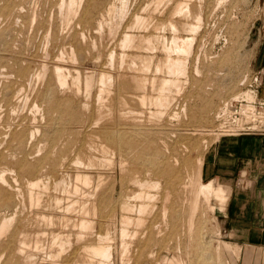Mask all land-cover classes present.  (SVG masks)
Segmentation results:
<instances>
[{
    "label": "bare ground",
    "instance_id": "6f19581e",
    "mask_svg": "<svg viewBox=\"0 0 264 264\" xmlns=\"http://www.w3.org/2000/svg\"><path fill=\"white\" fill-rule=\"evenodd\" d=\"M1 1L2 0H0V46H2L5 51H1L0 49V264H44V260L41 259H45L47 256L44 258L40 256L43 251V253L46 252L48 254L49 258L50 256L60 257L61 253L65 249H68L67 247L71 248L74 243L79 244L85 242V239L88 238L89 241H86V243L90 242L92 238L91 236L94 235L93 230L95 224H97V220L102 224L104 221L110 220L111 222L113 221V225L118 224L119 231L117 236L119 238V243L117 244L120 245L119 248L121 251V264H125L126 258H128L127 254L130 253L129 250L132 248L131 245H133V242L136 241V239H138L139 243L142 242L141 240H143V242H148L150 241V239H154L151 238V235L153 233L156 234V236L157 234H162L161 236L163 237V232H166L165 230H167V228L170 226L172 220V226L177 228L176 231L180 232L182 227L180 226L181 229L178 230V221L181 216H187L186 214H184L185 207L186 210L188 207L189 211V216L186 217L188 219V223L186 220L187 228H185L187 230L185 231H189L190 234L193 233L192 231L194 230V224H196L195 221H198L199 217H201L200 214L199 216H197L196 220V214L199 210L209 209L214 212V210L212 209L215 208V205H212V199H215L217 201L220 209L224 208L225 203L228 199L227 190L222 184L215 183L213 179L207 181L203 180V157L194 156L198 159L196 158V164L192 166V160L190 161V157L188 158V154L187 152H185L186 148H183L185 150L183 153L187 155L186 157L184 156L185 158L183 157V160L180 158L182 160L180 162V159L178 158V160L175 153H173L177 143H172L173 137L170 136L175 133L179 135V131H181L182 133V129H186V126H184L186 125L184 124L186 120L183 121L184 125L181 124L180 126L176 125L178 120L176 121V124H173V121L175 120L173 119V117H169L163 120V114L167 115L168 112L171 114V111H173V109L171 110V107L174 105L173 103L175 98H177L175 97V94L181 92L184 87L183 83L185 82L186 84V82L188 81V74L190 73H188L189 59L191 54L193 55L192 52L194 50L193 48L195 47L194 43L196 42L197 33L200 34L198 30L201 26L204 27V24L202 23V10L199 11L197 9L198 12H196L195 14L193 13L194 15L190 14V12H192L190 10L192 9H190L189 1L187 0L188 2H186L185 0H178L174 4V7L171 8V13L168 12V15L171 14L169 18H162L161 20V18L159 17L160 20L156 18L155 20L157 21H153L154 17L158 16L154 13H156L157 10L158 13H160L161 10L159 11L158 8H160V6L162 5L161 3H164L165 1L155 0V3L153 1V3L151 2V4H155L153 6L149 4L147 5L146 3L147 7L149 6L150 8L151 6L153 9H151L149 15L146 16L143 13H140L141 11H139V13L138 11H134V13H131L133 14L131 15L132 19H130L131 22L125 23L126 26H124L125 28L123 27V29L121 27L124 19H126V16L128 15L127 13L130 0H118L117 2L115 0H112L111 2L109 1V3H105V0H52V2L49 1L51 3V6L50 10L48 8L49 11H47L46 14H44L45 11L44 13H41L38 8H36L38 7V4H36V7L34 8L32 5L33 3L31 4V7H27L28 11H24L23 9H25L26 5H28L26 4L25 0ZM32 2L40 3V1L38 0L37 2H35V0ZM222 2L223 0H211L210 4L207 5L210 9L206 10H211V12L214 13L213 11H215L218 7L219 9L221 8L220 4ZM141 3L142 2H140V4ZM166 3L169 4V2L167 1ZM198 3L202 5L204 2ZM106 4H108V6ZM138 6L140 7V5ZM146 6L144 5L145 8ZM139 7H136L135 5V8ZM103 8L105 9L104 11H102ZM141 8L143 10V7ZM167 8H162V11L167 10ZM220 10H222V8ZM153 14L155 15L154 17ZM175 14H178V17H176L178 18V20L179 17L180 19L182 18V20H175L176 18L174 19L173 17ZM189 15H193L195 21L192 20V22L190 20V22L189 19H185L186 17L190 18L188 17ZM18 18H22L21 28L24 27L27 23H31L33 25L35 23L34 21L36 20L37 26L35 25V27H37L38 30L35 29L34 25V29L31 26H29L28 29L32 28V30H37L38 32L40 31L41 35L48 39L51 36H53L54 40H56L55 37L61 36V38H65L66 36L70 35L71 47L69 58L71 59L72 64L68 61L67 63L66 61L61 59L63 56L61 54H59L58 57H50L52 53H49L48 48V52L46 53V47L45 49L43 47V50L46 54L45 55L43 53L45 59H41L42 61L38 60V62L40 63L35 64L38 65L37 70H35L34 63L37 59H32V54V57H30V54H25L23 51L18 52H23L28 56L22 55V53H15L13 51L12 53L11 51L7 50L9 48L3 47V45L6 43V36L8 35L6 32V38H3L5 30L7 29L6 28L4 30V27L12 24L13 21L14 23L18 20L20 21V19ZM207 20L208 19L206 18V20L204 21ZM22 24L25 25L22 26ZM151 25H153V27H151ZM179 25L184 31L187 30L188 32H190V34L188 33L189 35L187 34V36L178 34V32H180L177 31L179 30ZM14 26H16V24H14ZM14 26L12 27V30L14 29ZM19 26L20 24L18 25V27ZM161 27L162 29L165 27L169 28L170 31L172 30V34L170 36H167L166 33H159L160 30L158 29H161ZM67 28L69 30L68 32L66 31ZM92 28L96 29V31H94V34H97L101 38V42L103 39H105V37L117 38V42L115 41V39L113 40L116 42L114 43L119 46V51L116 50L117 46L115 44L114 45L116 47H106L107 50H109L108 52H106L109 56H106L109 58L110 66L109 62H107L108 68L101 69V72L99 73L95 69L98 75L90 72L91 70L89 72H86L85 70V72L83 71L84 73H81L80 68H78V66L76 65H81V63H78L82 61L81 59L80 61H77L76 64H73L76 59L79 60L77 56H79L80 58L84 55H89L88 50L84 46V44H86V42L84 43V41L87 38H85L84 31L86 29ZM204 29L205 28H203V30ZM9 30L10 29L8 28V31ZM32 30H28V34L30 32H33ZM15 31H17V28L15 29ZM229 32L230 31H228V33ZM19 33H24L23 29L22 32ZM19 33L16 34L19 35ZM39 34H35L34 31V34L32 35L36 36ZM118 34L119 36L117 37ZM88 35H90V33ZM29 36H27V39L29 38ZM8 37L14 38V35ZM197 37H199V35ZM205 37L206 36H204V39ZM8 39L9 38H7V40ZM17 39L18 38L14 39L15 43H17ZM204 39L201 40V45H203ZM225 39L227 38L225 37ZM23 40L26 41V39L22 38V42ZM59 40L60 38L58 39V41ZM198 40L197 43L199 44ZM58 41L56 45L60 43V41ZM65 41L67 40L65 39ZM100 41L99 43H101ZM48 43H51V40ZM9 44L10 47H12L11 43ZM27 44L25 45L26 47ZM44 44L46 43L44 42ZM93 44L95 47L96 41H94ZM63 45L61 47H63ZM101 45H103V42ZM201 45L199 46V48L201 47ZM17 46L20 45L16 44V47ZM58 46L56 48H58ZM34 48L37 49V47L35 46ZM65 48H67V46ZM18 49L19 48H17V50ZM40 49H42V47H40ZM94 49L96 50V48ZM157 49L158 52L159 49L164 52V57H161L160 55L161 58L159 57L158 59H156L154 53ZM233 49L232 52L235 51H233ZM13 50L15 51V49ZM62 50L59 52L61 53ZM56 51H58V49ZM26 52L28 51L26 50ZM32 52L33 51H31V53ZM67 52L69 53V51ZM97 52H99L100 54L102 51L97 50ZM198 53L200 55L201 52ZM205 53L207 52L205 51ZM199 55L197 56L196 63L194 61L195 65H193L195 73L197 74L198 72H200L198 66L200 59ZM206 55L204 56L207 57ZM94 56L96 57L97 55L95 54ZM107 57L106 59L108 60ZM83 61L85 62V58ZM101 61H103V59H101ZM116 62L119 63V67H111L113 65L116 66ZM191 62L192 61L190 60V63ZM204 62H206L205 59ZM219 62L220 61H218V63ZM83 65L85 66L86 64ZM101 65L103 64L101 63ZM80 67H82V65ZM89 67L90 66H88V68ZM152 67H154L155 73L151 76V72H148L150 70H153ZM238 81L239 80H237V82ZM95 84L96 86L98 85V88L95 86ZM192 85L194 86V84ZM197 86L198 85H196V87ZM149 87L151 90L149 89ZM189 88H191V86H189ZM95 89L96 93L93 92ZM184 90H187V88ZM189 90L190 89H188V91ZM247 90L245 92H243L242 90L243 93L237 90V94H232L234 95L232 97L239 99L240 95H244V98L246 97L251 101L255 98V94L252 91L247 92ZM238 91L240 92L239 94ZM91 93L96 94L99 100L98 102H96L95 100L98 105L96 104V114H92L93 118H89L86 115L88 110H90V99L88 100L87 98H85V101V99L83 98L84 101L80 99V101H78V98L82 97L83 95H90ZM218 94L220 95V93ZM230 95L231 93L229 94V96ZM186 96L184 98H186ZM224 97L223 99L227 98ZM243 97L241 98V100L244 99ZM210 101L212 100L210 99ZM180 102L182 103V100ZM186 102L187 101L185 100L184 103ZM178 103L175 107H178ZM181 103H179V105ZM189 103L190 102L188 101V104H186L189 105ZM223 104L226 105L224 106L225 108L222 109L224 110V114H226L227 112V115L225 116L232 115L229 105L225 104V101L223 102ZM246 104H244L242 109L243 114H248L250 112L251 104L249 102ZM145 105H150V109L148 110V112L144 109L146 107ZM213 105L215 106V104L213 103L210 108H212ZM217 106H215V108ZM183 107V112H187L185 111L186 106L183 105ZM189 107L191 108L190 105ZM205 107L207 108V105H205ZM179 108L180 107H178V109L175 108L177 112L173 113L174 117L180 119L181 117L179 116L178 112L181 113V111H179ZM200 108L201 107H199V109ZM218 108L219 107H217V109ZM91 110L94 111L93 109ZM189 110L191 111V109ZM169 113L167 117L170 116ZM198 113L199 112H197V114ZM187 114H185V116H188ZM224 114H221V116L223 117ZM78 123H82L80 127L83 128L79 130L83 131L85 129V135L83 136V138H79L81 139L80 142L76 139V142L74 143L73 141L72 143L71 135L76 132V124ZM209 125H211V127L213 126L212 124H208V127ZM203 126L205 128V126L207 125L203 124ZM190 127H187L188 130L190 129ZM193 127L194 125L192 126V128ZM211 127L207 130H211ZM227 129L228 128H226V131ZM184 132L187 133L188 131ZM218 133L216 132V134ZM81 134H83V132ZM189 134L191 133L189 132L188 135ZM219 135L220 134H218V137ZM191 136L189 135V141H191ZM169 137L172 142L168 141ZM179 138L180 137H178V139ZM194 139L192 138V143ZM181 141H183V145L186 144L184 143V140ZM199 141H202V138L197 142ZM205 142L207 144V141ZM178 144L180 143L178 142ZM188 146L189 148H191V145ZM97 149L99 150V154L97 152ZM178 149L176 151H178ZM180 150L182 149H179V151ZM72 152L75 153V155L73 154V156H71ZM197 152L199 153V151ZM180 155L182 156V154H179V156ZM47 166L48 169L46 170ZM114 168H116L115 172H118V175H116L117 177H114L113 175L114 173L112 170H114ZM58 170L63 171H61V176L57 175L59 177H54L55 179L51 180L50 175L57 172ZM94 176L97 178L95 181ZM112 177H114V181L112 180ZM105 179H107V181H105ZM111 180L113 181V184L111 183ZM106 182H109L107 186ZM202 211L204 213H202L204 216L206 212H204L205 210ZM157 213H161V218L159 217L160 214L158 216L161 221H158V218L156 219ZM171 217L172 219L170 221ZM183 217L181 218L183 219ZM186 223L184 226H186ZM102 224L100 226L101 229L106 223L104 225ZM108 224H106L107 226L105 225L106 229L107 227H109L111 230L112 225L109 224L111 225L110 227L108 226ZM200 224L201 222L199 223V225ZM101 229L99 231L102 232ZM183 231L184 230H181V235L183 234ZM95 232H97V230H95L94 233ZM112 233L108 231H106V233L104 234L98 233V241L96 240V243H93L96 237L94 236L92 244L85 243L82 245L84 246V250H86L85 255L87 254V257L84 256L86 257L84 258L86 264H109L110 259H113V257L115 258L116 254H114V256L112 257V249L113 246L116 245H113L116 238L112 235ZM168 237V239H170V236ZM174 237L177 238L178 236ZM163 238V242L165 245L167 243H165V241L168 239H166L165 237ZM179 239L178 244L179 242L180 245L183 244ZM156 240L157 239H154L151 243L149 242L150 245ZM159 241H161L160 238ZM45 243H47L49 247L48 250H45L46 247L44 248V246L46 245ZM147 244L148 243H146V247ZM178 244H176L175 246L179 247ZM74 245L72 247H74ZM150 245L147 248L150 249ZM168 245L169 244L167 243V246ZM79 246L81 247V245ZM141 246H144L143 243L141 244ZM228 247L231 252L237 253V249L235 247L227 244V248ZM74 249L77 250L76 247ZM175 249L177 250V248ZM165 250L169 251V249L167 248ZM181 250L180 253L182 252ZM215 250L217 256H220L221 253L219 252H222V250L224 251V248H222V246L221 248L220 246H218L217 248H215ZM79 252L81 253V251ZM82 252L84 253L83 250ZM118 252L116 251V253ZM213 252L214 251H212V253ZM148 254L150 255L151 253ZM153 254H155V252ZM153 254H151L152 256L147 255L148 258H153ZM187 254L185 252L183 253V255L186 256ZM73 255L74 254H72V256ZM134 255L132 254L133 257ZM139 255L142 256L143 254ZM155 255L157 256V253ZM182 256L181 254H174L173 256L171 255V257H169L166 254L158 264H186L184 260L185 258H183ZM67 257H69V255ZM75 257L77 256L75 255ZM54 259L55 258H53L52 260ZM79 259L80 258H78L77 260L79 261ZM133 260H135V257ZM138 260L140 259H138L137 257L136 262ZM48 261L50 262L51 260ZM67 261L68 260H66V262ZM71 261H69V264L71 263ZM73 262H75V260ZM80 262L81 261H79V263ZM113 262L115 263V259ZM113 262L112 264H114ZM119 262L120 261L118 260L117 264H119ZM212 263H214V261Z\"/></svg>",
    "mask_w": 264,
    "mask_h": 264
},
{
    "label": "rangeland",
    "instance_id": "374dc122",
    "mask_svg": "<svg viewBox=\"0 0 264 264\" xmlns=\"http://www.w3.org/2000/svg\"><path fill=\"white\" fill-rule=\"evenodd\" d=\"M26 1V4H28V5H26V8L25 9H23L24 11L26 10V11H28V9H27V7H31V4L33 5V7L35 8L36 7V4H38L37 6L38 7H36V8H38V10L41 12V13H44V11H45V13L44 14H46L47 13V11H49L50 10V6H51V3L50 2H52V0H38V1H40V3L38 2V3H34V2H32V1H34V0H25ZM48 1V2H47ZM50 1V2H49ZM109 1L111 2L112 0H108V1H106L105 0V3H109ZM114 1V0H113ZM116 2L118 1V0H115ZM137 1V2H136ZM147 1V2H146ZM150 0H130L129 1V9H128V15L126 16V19H124V21H123V23H122V27L121 28H123L124 26H126V24L125 23H129V22H131V20L130 19H132V16L131 15H133V14H131V13H134V11H138V13H139V11H141L140 13H143L144 15H149L150 14V12H151V9H152V7L150 6V8H149V6L147 7L146 6V3H147V5L149 4V5H155V4H151V2L153 1L154 3H155V0H151L150 2H149ZM164 1V0H163ZM162 1V2H163ZM166 1L167 2H169V4L168 3H166ZM176 1H178V0H165L164 1V3H161L160 5V8H158L159 9V11L161 10L162 11V8H164V9H166L167 7H169V8H167V10H164V11H162V12H164V13H162L161 11H160V13H161V15H160V13H158V10L156 11V13H154L155 15H158L157 17L153 14V17H154V19H153V21L156 19V18H158V20H160V18H161V20H162V18H164V19H166V18H169L170 16H171V14H169L168 15V12L169 13H171V11H172V9L171 8H173L174 7V4L176 3ZM186 2H188L189 1V3H190V9H192V10H190V11H192V12H190V14H195L196 12H198V10L199 11H201L202 12V15H203V20H202V23L204 24V27L203 26H201L200 28H199V30H198V32L201 34H198L197 33V36L199 35V37H197L196 36V42L194 43V50H193V55L191 54V56H190V59H189V68H188V81H189V83H188V81L186 82V84H185V82L183 83L184 84V87H183V90H181V92H179V93H176L175 94V97H177V98H175V100H174V105L171 107V110L173 109V111H171V114L169 113V115L170 116H168L167 117V115H168V113H167V115L166 114H163L164 116V119L163 120H165V119H167V118H169V117H173V119H175L174 121H173V124H176V121H177V126H180L181 124H183V121H185L184 122V124H186V125H184V126H186V129L184 128V129H182V133H184V134H182L181 133V131H179L180 133H179V135L178 134H176L177 135V137H176V135L175 134H173V135H171L170 137H173V142H172V140H170V137L167 139L169 142H172V143H177L176 144V147H178L179 149H182V150H180L179 151V149L178 148H176L175 147V149H174V151H173V153H175V155H176V157H177V159L179 158H181L182 160H183V157L185 156L186 157V155L188 154V158L190 159V161H191V163H192V166H194L195 164H196V161H197V157H199V156H201V157H203V159H205V157H206V155H207V152L209 151V150H211V148L215 145V143L220 139V138H222V137H224V136H231V135H240V134H243V133H252V132H256V133H260V131L259 130H256V129H253L252 127H251V125H246L245 126V124L248 122L247 120H244L245 118H242V117H240V119L238 120V122H237V120H235V117H234V115L232 114V115H229V116H225V115H227V112H226V114H224V110H222V109H224L225 107L224 106H226V105H224L223 104V102L225 101V104H227V102H228V104L227 105H229V103H230V105H229V108H231L230 110H231V112L233 113V110H235L234 108H238L239 106H241L242 107V109H243V106H244V104H246V103H248V102H253L254 104L255 103H261V102H264V99L263 98H261L260 97V94H259V88H260V85L262 84V68L264 67V0H223V2L219 5L221 8H222V10H220L219 9V7L215 10V11H213L214 13H212L211 12V10H206V9H210L209 8V6H207V5H209L210 4V1L211 0H195V1H191V0H185ZM207 1V2H206ZM209 1V2H208ZM212 1H215V0H212ZM1 2H3V0L1 1ZM35 2H37V0H35ZM140 2H142L141 4H140ZM152 2V3H153ZM172 2H173V4H172ZM198 2H200V3H203L202 5L201 4H199ZM225 2V3H224ZM43 3H44V5H43ZM145 3V4H144ZM207 3V4H206ZM41 4V5H40ZM50 4V5H49ZM146 6V8H147V10H146V8L144 7V5ZM191 4H192V6H191ZM226 4V5H225ZM233 4V5H232ZM30 5V6H29ZM47 5V6H46ZM107 6H108V4H106ZM135 5H136V7H139L138 5H140V7L139 8H135ZM165 5H166V7H165ZM223 5V6H222ZM133 6V7H132ZM199 6H201V7H199ZM232 6V7H231ZM238 6V7H237ZM141 7H143V10H142V8ZM198 7V8H197ZM48 8H49V10H48ZM149 8V9H148ZM196 8V9H195ZM200 8V9H199ZM202 8V9H201ZM137 9V10H136ZM141 9V10H140ZM195 9V10H194ZM198 9V10H197ZM43 10V11H42ZM105 9L103 8L102 9V11H104ZM148 10H150V11H148ZM153 10V9H152ZM169 10V11H168ZM132 11V12H131ZM144 11V12H143ZM147 12V14H146V12ZM234 11V12H233ZM219 12V13H218ZM130 13V14H129ZM209 13V14H208ZM215 13H216V15H215ZM167 15V16H165V15ZM193 14V15H194ZM213 14V15H212ZM220 14V15H219ZM162 15H164V16H162ZM193 15H189L188 17H190V18H185V19H189V21L191 20H194L195 18H193L194 16ZM206 15V16H205ZM219 15V16H218ZM235 15V16H234ZM130 16V17H129ZM211 16V17H210ZM213 16V17H212ZM106 17V16H105ZM160 17V18H159ZM174 19L176 18V17H178V14H175L174 16ZM192 17V18H191ZM216 17V18H215ZM235 17V18H234ZM206 18L208 19L207 21H204V20H206ZM211 18V19H210ZM213 18V19H212ZM18 19H20V18H18ZM128 19V20H127ZM215 19H216V21H217V23H216V21H215ZM22 18L20 19V21L18 20L17 22H15L14 23V21H13V23L12 24H10V25H8V26H5L4 27V30H5V33H4V36H3V38L6 36L7 38H9L8 40H7V38H6V45L4 44L3 45V47H5V48H9V49H7L8 51H13V52H15V53H19L18 51H23L25 54H30L29 56L30 57H32V59H37L36 61H35V63H34V67H35V70H37V68H38V65H35L36 63H40V62H38V60H40V61H42L43 59H45V57L43 56V53L45 54V52L47 53L48 51H49V53L51 54L50 55V57L51 56H53V57H58L59 56V54H61V55H65L64 57L62 56V58L61 59H63L64 61H68V62H72L71 61V59L69 58V54H70V47H71V45H70V43H71V37H70V35H68V36H66L65 38L64 37H62L61 38V36L60 37H55V39L56 40H54V37L53 36H51L49 39L48 38H45V37H43L42 35H41V32H40V34H39V32L37 31L38 29H37V27H35V25L37 26V22H36V20L33 22L34 24V27H35V29H37V30H32V28L34 29V27H33V25L31 24V23H27L26 25L25 24H22V26H24L25 27V31H24V27H22L21 28V23H22ZM175 20H178V18H176ZM179 20L181 21L182 20V18L180 19V17H179ZM178 20V21H179ZM183 20H184V18H183ZM155 21H157V20H155ZM190 21V22H191ZM195 21V20H194ZM213 21V22H212ZM193 22V21H192ZM220 22V23H219ZM155 23V22H154ZM153 23V24H154ZM209 23V24H208ZM214 24V25H212V24ZM14 24H16V26H14ZM20 24V28L18 27V25ZM125 24V25H124ZM202 24V25H203ZM1 25V24H0ZM206 25V26H205ZM207 25H209V26H207ZM14 26V29L12 30V27ZM28 26V27H27ZM29 26H31L32 28H30L33 32H30L29 34H28V30L30 31V29H28L29 28ZM223 26V27H222ZM225 26V27H224ZM151 27H153V25H151ZM210 27V28H209ZM223 29H222V28ZM8 28L10 29L9 31H11V32H9L8 31ZM17 28V31H15V29ZM69 28V27H68ZM68 28H67V32L69 31L68 30ZM125 28V27H124ZM123 28V29H124ZM203 28H205L204 30H203ZM20 31H19V30ZM22 29H23V32L24 33H19V32H22ZM179 30H177V31H180V32H178V34H180V35H182V36H187V34L189 33L190 34V32H188L187 30H183L181 27H180V25H179V28H178ZM210 29V30H209ZM213 29V30H212ZM235 29V30H234ZM26 30H27V32H26ZM65 30V29H64ZM90 32H89V31ZM158 30H160L159 31V33H166V35L167 36H170L171 34H172V30L170 31L169 30V28H163L162 29V27H161V29L159 28ZM157 30V31H158ZM162 30V31H161ZM181 30H183V31H181ZM208 30V31H207ZM218 30V31H217ZM220 30V31H219ZM34 31H35V34H39V35H32V34H34ZM65 31V32H66ZM94 31H96V29H86L85 31H84V33H85V41H84V43L86 42V44H84V46L86 47V49L88 50V52H89V55H87V56H82V57H80L79 58V56H77L78 57V59L79 60H75L74 61V59H73V61L75 62H73V64H76V62L77 61H80V59L83 61L84 60V58H85V62L83 63L82 61H80V62H78V63H81V65H82V67H80L81 65L80 64H76L77 66H78V68H80V71H81V73H84L85 72V70H86V72H89L90 70V72H92V73H94L95 75H98L97 74V72L99 73V72H101V69H103V68H108V63L107 62H109V58L107 57V56H109L108 55V53H106V52H108L109 50H107V48L109 47H116V50L117 51H119V46L118 45H116L115 43L117 42V38H111V37H105V39H103L102 40V42H103V45H101L102 44V42L100 41L101 40V38L97 35V34H94ZM168 31H169V33H168ZM187 31V32H186ZM212 31H213V33H212ZM223 33H222V32ZM228 31H230L229 33H228ZM6 32H7V34H6ZM15 32V33H14ZM171 32V33H170ZM184 33V35H183V33ZM201 32H205V33H201ZM206 32H208V33H206ZM217 32H219V33H217ZM14 35V38L12 37H8V36H13L12 34ZM16 33H19V35L18 34H16ZM25 33H27V34H25ZM90 33V35H88ZM215 33H216V35H215ZM22 34V35H21ZM120 34V33H119ZM119 34L117 35V37L119 36ZM188 34V35H189ZM218 34H220V35H218ZM223 34V35H222ZM25 35H26V37H25ZM30 35V36H29ZM32 35V36H31ZM88 35V36H87ZM95 35V36H94ZM219 36V38H218V36ZM241 35V36H240ZM17 36V37H16ZM19 36V37H18ZM27 36H29V38L27 39ZM42 36V37H41ZM91 36V37H90ZM204 36H206L205 37V39H204ZM208 36V37H207ZM216 36V37H215ZM223 36V37H222ZM229 36V37H228ZM18 38L17 40L19 41V43H18V41L16 40V42L17 43H15V40L14 39H16V38ZM37 37H38V40H40V41H38L37 40ZM53 37V38H52ZM94 37H95V39H94ZM201 37H202V39H201ZM213 37V38H212ZM216 39H215V38ZM222 39H221V38ZM225 37L227 38V39H225ZM237 37V38H236ZM20 38H21V40H20ZM22 38H24V39H26V41H27V43H26V41H24L23 40V42H22ZM60 38V43H58V45H56L57 44V41H58V39ZM68 38H69V41H68ZM91 38H92V40H91ZM107 38V39H106ZM236 38V39H235ZM12 39V40H11ZM43 39H44V41H43ZM45 39H48V40H45ZM52 39H53V41H52ZM63 39V40H62ZM65 39L67 40V41H65ZM112 39V40H111ZM113 39H115V41L113 40ZM199 39V40H198ZM204 39V41H203V45H201L202 44V41L201 40H203ZM209 39V40H208ZM218 39H219V41H218ZM30 40V41H29ZM43 42H42V41ZM50 40H51V43H48V42H50ZM197 40L199 41V44L201 45V47L199 48V44L197 43ZM222 40V41H221ZM230 40V41H229ZM9 41V42H8ZM14 41V42H13ZM21 41V42H20ZM35 41V42H34ZM58 41V42H59ZM62 41H64V42H62ZM94 41H96V45H95V47H94V44H93V42ZM99 41L101 42V43H99ZM231 41H232V43H231ZM237 41V42H236ZM243 41V42H242ZM13 42V43H12ZM39 42V43H38ZM44 42L46 43V44H44ZM65 42H66V44H65ZM115 42V43H114ZM204 42H206V43H204ZM9 43H11V45H12V47H10V44ZM14 43H15V46H14ZM22 44V46H21V44ZM37 43V44H36ZM61 43H62V45L64 44L65 45V47L67 46V48H68V50H67V48H65L64 47V45H63V47H61L62 45H61ZM67 43H69V44H67ZM93 45H92V44ZM112 43V44H111ZM16 44L17 45H20V46H17L16 47ZM27 44V47L25 46ZM34 44V45H33ZM40 44H43V45H40V47H42V49H40V47H39V45ZM51 44V45H50ZM109 44V45H108ZM116 46H115V45ZM205 44V45H204ZM233 44V45H232ZM45 45V46H44ZM47 45V46H46ZM212 45V46H211ZM8 46V47H7ZM29 46V47H28ZM31 46V47H30ZM34 46L35 47H37V49H35L34 48ZM58 46V48H56ZM97 46V47H96ZM239 46V47H238ZM25 47V48H24ZM33 47V48H32ZM43 47H44V49H45V47H46V49H45V52H44V50H43ZM55 47V48H54ZM107 47V48H106ZM197 47H198V49H197ZM17 48H19L18 50H17ZM21 48V49H20ZM29 48V49H28ZM31 48V49H30ZM47 48H48V51H47ZM59 48H62V49H66V50H62V49H59ZM94 48H96V50L94 49ZM234 48V49H233ZM0 49H1V51H5L3 48H2V46H0ZM12 49V50H11ZM13 49H15V51L13 50ZM25 49V50H24ZM36 51H35V50ZM40 49V50H39ZM53 49V50H52ZM58 49V51H56ZM197 49V50H196ZM199 49H200V51H199ZM207 52V53H205V51ZM232 49H233V51L234 52H232ZM17 50V51H16ZM26 50L28 51V52H26ZM35 51L34 53L32 52L31 53V51ZM55 50V51H54ZM62 50V52L60 53L59 51H61ZM97 50H101L102 52V54L101 55H103V56H101L100 54H99V52H97ZM54 51V52H53ZM67 51H69V53L67 52ZM11 52H9V53H11ZM12 52V53H13ZM23 52H21L22 53V55H25ZM59 52V53H58ZM94 52V53H93ZM105 52V53H104ZM156 52H157V54H156ZM196 52H197V54H196ZM198 52H201L200 53V55H199V53ZM226 52V53H225ZM21 53H19V54H21ZM54 53V54H53ZM56 53V54H55ZM62 53H64V54H62ZM65 53H67V54H65ZM203 53V54H202ZM231 53H232V55H231ZM31 54H32V56H31ZM92 54H96L97 56L95 57L94 55H92ZM98 54H99V57H98ZM155 56H156V59H158L159 57H160V55H161V57H164V52L162 51V50H160L159 49V52H158V49L155 51ZM163 54V55H162ZM207 54V55H206ZM223 54V55H222ZM234 54V55H233ZM28 55H25V56H28ZM46 55V54H45ZM107 55V56H106ZM200 56V59H199V63H198V66H199V69H200V72H198V74L197 73H195V70H194V66L193 65H195V63H196V60H197V56ZM204 55H206L207 57H205ZM210 55H214L213 57L212 56H210ZM35 56V57H34ZM37 56H39V57H37ZM90 56V57H89ZM41 57H44V58H41ZM88 57V58H87ZM94 57V58H93ZM100 57H102V58H100ZM106 57L108 58V60L106 59ZM160 57V58H161ZM204 57V58H203ZM213 59H212V58ZM68 60H67V59ZM96 59V60H92V59ZM98 58V59H97ZM105 58V59H104ZM117 58H119V57H117ZM193 58H195V59H193ZM212 60H211V59ZM42 59V60H41ZM101 59H103V61H101ZM193 59V60H192ZM204 59H205V61L206 62H204ZM210 59V60H209ZM98 60V61H97ZM118 60V59H117ZM116 60V61H117ZM190 60L192 61L191 63H190ZM208 60H209V63H208ZM97 61V62H96ZM194 61H195V63H194ZM215 61V62H214ZM218 61H220L219 63H218ZM67 62V63H68ZM118 62V61H117ZM115 63V65L116 66H111V67H115V68H117V66L119 67V63ZM214 62V63H213ZM69 63V64H70ZM101 63L103 64V65H101ZM208 63V64H207ZM72 64V63H71ZM83 64H86L85 66L83 65ZM107 64V65H106ZM201 64V65H200ZM192 65V66H191ZM88 66H90L89 68H88ZM98 66H99V68H98ZM105 66V67H104ZM109 66H110V62H109ZM202 68H201V67ZM34 67H33V69H34ZM95 67H97V68H95ZM209 67V68H208ZM84 68V69H83ZM88 68V69H87ZM153 68V70H150L148 73H150L151 74V76H152V74H154L155 73V70H154V67H152ZM190 68H192V69H190ZM94 69V70H93ZM97 70V72H96V70ZM192 70V71H191ZM202 70V71H201ZM212 70V71H211ZM84 71V72H83ZM95 71V72H94ZM192 72V73H191ZM202 72V73H201ZM204 72H205V74H204ZM211 73V74H210ZM149 74V75H150ZM160 74V73H159ZM191 74V75H190ZM193 74V75H192ZM195 74V75H194ZM246 74V75H245ZM161 75V74H160ZM204 75V76H203ZM191 78H190V77ZM242 76V77H241ZM247 76V77H246ZM257 76H259V79L257 80V81H255V78L257 77ZM245 77V78H244ZM242 78V79H241ZM251 78V79H250ZM184 79V78H183ZM190 79V80H189ZM193 79V80H192ZM242 81H241V80ZM245 79V80H244ZM237 80H239L238 82H237ZM185 81V80H184ZM193 81H195V82H193ZM192 82V83H191ZM198 83H200V84H198ZM234 83V84H233ZM245 83V84H244ZM192 84H194V86L192 85ZM196 85H198V86H201V87H196ZM234 85V86H233ZM95 86H96V84H95ZM94 86V87H95ZM187 86V87H186ZM189 86H191V88H189ZM212 86V87H211ZM251 86V87H250ZM97 88H98V85L96 86ZM95 87V88H96ZM205 87V88H204ZM208 87V88H207ZM187 88V90H184V89H186ZM194 88V89H193ZM199 88V89H198ZM249 88V89H248ZM94 89V88H93ZM149 89H150V87H149ZM188 89H190L189 91H188ZM197 89V90H196ZM247 90V92H249V91H252L254 94H255V98L254 99H252L251 101L250 100H248L246 97L244 98L243 96L244 95H240V97H239V99L238 98H233L232 96H234V95H236L237 94V90H239L241 93H243V92H245L246 90ZM256 92H254L253 90ZM151 90V89H150ZM149 90V91H150ZM196 90V91H195ZM219 90V91H218ZM242 90H243V92H242ZM96 91V89L93 91V92H95ZM185 91V92H184ZM195 91V92H194ZM207 91V92H206ZM228 91V92H227ZM238 91V94L240 93ZM212 92V93H211ZM224 92V93H223ZM96 93V92H95ZM181 93V94H180ZM185 93H186V95H188V96H186L185 95ZM218 93H220V95L218 94ZM225 93H226V95H225ZM231 93V95L229 96V94ZM236 93V94H235ZM184 96H183V95ZM232 94H234V95H232ZM93 95H94V97H93ZM196 97H195V96ZM200 95V96H199ZM202 95V96H201ZM203 95H204V97H203ZM216 95H218V96H216ZM226 96V97H224V96ZM89 96H91L92 97V99H91V97H89ZM183 96V97H182ZM186 96V98H184ZM219 96H221V97H219ZM96 97V98H95ZM217 97H218V101H217ZM223 97L224 98H226V99H223ZM233 99H232V98ZM244 98V99H242L241 100V98ZM85 98H87L88 100H89V108H90V110H88V112L86 113V115L89 117V118H93V115H95L96 114V111L95 110H97L96 108H97V103L96 102H98L99 100H98V98H97V96H96V94H93V93H91L90 95H83L82 97H80V98H78V101H80V100H83L84 101V99ZM94 98V99H93ZM183 98V99H182ZM187 98H188V100H187ZM221 98V99H220ZM228 98H230V99H228ZM80 99V100H79ZM177 99H178V101H177ZM182 100V103L180 102L181 100ZM209 99V100H208ZM210 99L212 100V101H210ZM227 99H228V101H227ZM236 99V100H235ZM95 100H96V102H95ZM185 100L187 101L186 103L188 104V101L192 104H190L189 103V105L191 106V108L189 107V105H187L186 103H184L185 102ZM247 100V101H246ZM85 101H86V99H85ZM94 101V102H93ZM201 101V102H200ZM205 101V102H204ZM179 102V103H181L180 105H179V103H178V107H180L179 108V111H181V113L183 114H181L180 112H178V114H179V116L181 117L180 119L179 118H177V117H174V113L173 112H177V110L176 109H178V107H175L176 106V104ZM199 102V103H198ZM203 102H204V104H203ZM209 102V103H208ZM90 103H91V105H90ZM92 103H93V105H92ZM184 103V104H183ZM199 104V105H196V104ZM215 104V106H217V107H219L218 109H217V107L215 108V106L213 105V107L212 108H210V106L212 105V104ZM97 104V105H96ZM195 104V105H194ZM183 105H185L186 106V108H185V111H187V112H183ZM205 105H207V108L205 107ZM219 105H221V106H219ZM146 106V105H145ZM149 106L150 105H147L144 109H145V111H147L148 112V110L150 109L149 108ZM232 106V107H231ZM93 107H95V108H93ZM148 107V108H147ZM176 109H175V108ZM188 107V108H187ZM199 107H201L200 109H199ZM222 107V108H221ZM146 108H147V110H146ZM182 108V109H181ZM193 108V109H192ZM195 108H196V110L197 109H199L200 111H202V112H200L199 110H195ZM91 109H93L94 111H92ZM187 109V110H186ZM189 109H191V111L189 110ZM205 109V110H204ZM209 109V110H208ZM211 109V110H210ZM220 109V110H219ZM153 110V109H152ZM193 110V111H192ZM212 110H214V111H212ZM92 111V112H91ZM208 111V112H207ZM212 111V112H211ZM220 111V112H219ZM95 112V113H94ZM190 112V113H189ZM197 112H199L198 114H197ZM207 112V113H206ZM188 113V114H187ZM196 113V114H195ZM205 115H204V114ZM210 113H212V114H210ZM218 113V114H217ZM219 113H220V115H219ZM93 114V115H92ZM147 114V113H146ZM173 114V115H172ZM185 114H187L188 116H185ZM208 114H210V115H212V116H210V115H208ZM213 114H214V116H213ZM221 114L223 115L224 114V116L222 117L221 116ZM92 115V116H91ZM166 115V116H165ZM193 115V116H192ZM216 115H218V116H216ZM244 115H246L245 113H244ZM197 118H196V117ZM200 116H201V118H200ZM208 116V117H207ZM183 117V118H182ZM195 117V118H194ZM204 118V120H203V118ZM221 117V118H220ZM225 117V118H224ZM232 119H231V118ZM184 118H187V119H184ZM210 118V119H209ZM223 118V119H222ZM233 118H234V120H233ZM181 119H184V120H181ZM194 119H195V121H194ZM202 119V120H201ZM208 119V120H207ZM211 120V121H210ZM198 121V122H197ZM180 122V123H179ZM182 122V123H181ZM201 122H204V123H201ZM205 122H206V124H205ZM208 122V123H207ZM209 122H211V123H209ZM214 122V123H213ZM232 122V123H231ZM240 122V123H239ZM178 123H179V125H178ZM201 123V124H200ZM237 123H239V124H237ZM242 123H244V124H242ZM82 123H78V124H76L77 125V128L75 129V133H73L72 135H71V139H72V143H73V141H74V143L76 142V139L77 140H79V142H80V140L81 139H79L80 137H82L83 138V136L85 135L84 133V130L83 131H80L79 129H81V128H83V127H80V125H81ZM194 125V129L192 128V126ZM203 124L204 125H207V126H205V128H204V126H203ZM208 124H212L213 126L211 127V125H209V127H208ZM231 124V125H230ZM236 124H237V126H236ZM243 125V126H241V125ZM239 125V126H238ZM191 126V127H190ZM197 128H196V127ZM198 126H201V127H198ZM225 126H226V128H228L227 129V131H226V128H225ZM235 126V127H234ZM174 127V126H173ZM187 127H190V131L188 130V128ZM202 127H203V129H202ZM210 127H211V130H207V129H210ZM223 127H224V129H223ZM251 127V128H250ZM175 128V127H174ZM199 128V129H198ZM248 128V129H247ZM77 129H78V131H77ZM193 129V130H192ZM234 129V130H233ZM196 130V131H195ZM229 130H231V131H229ZM184 131H188L187 133H185ZM195 131V132H194ZM202 131V132H201ZM204 131V132H203ZM213 131V132H212ZM218 133V132H221V133H218V134H220L219 135V137H218V134H216V132ZM226 131V132H225ZM83 132V134H81ZM178 132V131H177ZM191 133V134H189L190 136L192 135H194L193 137L191 136L190 137V139H191V141H189V135H188V133ZM201 132V133H200ZM224 132V133H223ZM205 133V134H204ZM186 134V135H185ZM197 134V135H196ZM183 135V136H182ZM188 135V136H187ZM199 135V136H198ZM205 135V136H204ZM185 136V137H184ZM186 136H187V138H186ZM198 136V137H197ZM203 136V137H202ZM218 138H217V137ZM178 137H180L181 138V140H184V143H186L187 144V146H186V144H184L183 145V141H181L180 140V138L178 139ZM195 137H197L198 138V140H201V138H202V141H199V142H197L198 140H197V138H195ZM182 138H184V139H182ZM186 138V139H185ZM192 138L194 139L193 140V143H192ZM206 138V139H205ZM215 138V139H214ZM205 139V140H204ZM214 139V140H213ZM180 140V141H179ZM186 140V141H185ZM203 140H204V142H203ZM175 141H178L180 144H178V142H175ZM205 141H207V144H206V142ZM208 141H209V143H208ZM213 141V142H212ZM181 142H182V144H181ZM187 142H191V143H187ZM212 142V143H211ZM197 144V145H196ZM188 145H191L190 147L191 148H189V146ZM196 145V146H195ZM207 145V146H206ZM181 146H185V147H181ZM192 146H193V149H192ZM206 146V147H205ZM181 147V148H180ZM196 147V148H195ZM198 147V148H197ZM186 150H184V149ZM189 148V149H188ZM205 148V149H204ZM178 149V151L179 152H182V153H179L178 151H176ZM202 149V150H201ZM187 152V154H185V153H183V152ZM197 151H199V153H200V155H199V153L197 152ZM97 152H98V154H99V150L97 149ZM172 152V151H171ZM194 152V153H193ZM177 153H179V154H182V156L180 155L179 156V154H177ZM73 154L75 155V153H71V156H73ZM198 154V155H197ZM191 155V156H190ZM194 156H197V157H194ZM184 157V158H185ZM194 157V158H193ZM193 158V159H192ZM197 158V159H196ZM178 159V160H179ZM179 160V162L180 161H182V160ZM196 159V160H195ZM195 160V161H194ZM203 163H204V160H203ZM191 166V165H190ZM48 169V166L46 167V170ZM189 170H191V169H189ZM60 171V172H59ZM62 170H58L57 172H55V173H53L52 175H50V177H51V180H53V179H55V178H57V177H59V176H61L60 174L63 172H61ZM113 171V175H114V177L116 176V175H118V172L116 173L115 171H116V168H114V170H112ZM57 175H59V176H57ZM112 175V176H113ZM202 175H203V164H202ZM55 177V178H54ZM114 177H112V180L114 181ZM117 177V176H116ZM97 178L94 176V181L96 180ZM211 178H207V177H205L204 175H203V180H205V181H207V180H210ZM111 180V183L113 182ZM215 180V179H214ZM105 181H107V179H105ZM216 182H221V181H219V180H215ZM107 184H106V186L109 184V182H106ZM113 184V183H112ZM218 184V183H217ZM214 200L215 199H212V205L214 206L215 205V208L214 209H212V210H214V212L213 211H211V210H207V209H201V210H199L198 212H197V214H196V220H197V216H199L200 214H201V217H199V219H198V221H195V223L196 224H194V230L191 232L192 234H190L189 233V231L187 232V231H185V230H187L186 228H187V223H188V219L186 218V217H188L189 215V211H188V207H187V210H186V207H185V209H184V214H186L187 216L185 217H183V216H181V217H183V219L180 217V219H179V221H178V223H179V225H178V230L179 229H181V227H182V229L181 230H184L183 231V234L181 235V230H180V232L179 231H176L177 230V228H175V227H173L172 225H173V220H172V222H171V224H170V226L167 228V230H165L166 232L164 233L163 232V237H165L166 239H168L169 237L168 236H170V239H168V240H173L172 242L171 241H168V240H166L165 241V243L167 242L169 245L167 246V243L165 244L166 245V247H165V245H164V238L161 236V235H159V234H157V236H156V234H152L151 235V238H154V239H157L156 241H157V243H156V241H154V243H152L151 245H150V243L154 240V239H150V241H144L143 242V240H141L142 242L141 243H139V241H138V239H136V241H134L135 242V244H134V242H133V245H131V249L129 250L130 251V253H128L127 254V257L128 258H130V259H128V258H126V263L125 264H130L131 263V261H132V263L131 264H158V263H160L159 261L160 260H162V258H163V256H165L166 254H167V256H169V257H171V255L173 256L174 254L176 255V254H181V256L183 255V253L185 252L186 254H187V256L186 255H183L182 257L183 258H185L184 260H185V263L186 264H231V259H233L230 255H231V253H230V251H228V248H227V244H229V245H231L229 242H226L227 241V238L224 236V234H223V232H222V228H221V224H220V219H219V213L220 212H222L223 210H224V208L223 209H220V206H219V204L217 203V201L215 200V202H214ZM227 202V201H226ZM215 203V204H214ZM225 205H226V203H225ZM225 207V206H224ZM202 210H205L204 212H206V216L204 215L203 216V211ZM202 211V212H201ZM188 212V213H187ZM213 212V213H212ZM199 213V214H198ZM203 213V214H202ZM159 214H160V216H159ZM183 214V215H184ZM157 216H156V219L158 220V221H161V219H159V217L161 218V213H157L156 214ZM159 216V217H158ZM203 217V218H202ZM217 217V218H216ZM202 218V219H201ZM214 218V219H213ZM171 219H172V217L170 218V221H171ZM182 219V220H181ZM183 220H185V221H183ZM186 220H187V223H186ZM183 221V222H182ZM109 224H111L112 225V227H111V225H109ZM111 220L110 221H104L103 222V224L102 223H100L98 220H97V224H95V227H94V230H93V234L94 235H92L91 237V241L90 242H88V243H86V241H89V238L88 239H85V242H82V243H74L73 245H74V247H72L71 246V248L70 247H67L69 250H70V252H69V250L68 249H65L62 253H61V256L59 257V256H57V257H54V256H50V258H49V256H48V254L45 252V253H43L42 252V254L40 255L42 258H44V257H46L45 259H41V260H44V264H51V263H53V264H63V262H64V264L66 263V264H69V261H71V263L75 260V262H73L72 264H74V263H76V264H86V262L84 261V258H86L87 257V254L85 255V251L86 250H84V246H82L83 244H92V240H93V238H94V236H96L95 237V239H94V241H93V243H96L97 241H98V236H97V234L99 233H106V231H108V232H110V233H112V235L116 238L115 239V242L113 243V245H115L116 246V248H115V246H113V249H112V251H113V255H112V257L114 256V254H116V256H115V258L113 257V259L111 258L110 259V263L109 264H112V262L114 261V259H115V263L117 264V262H118V260L120 261L119 262V264H121V259H120V245H118L117 243H119V238H118V231H119V229H118V224L115 226V225H113L114 223H113V221L111 222ZM201 222V224L199 225V223ZM108 224V226H110L111 227V230H110V228L109 227H107V229H106V224ZM185 223H186V226H184L185 225ZM198 223V224H197ZM101 224L102 225H104V227L101 229ZM183 224V225H182ZM99 227H98V226ZM116 227V229H115V227ZM181 226V227H180ZM196 226H198V227H196ZM99 229H98V228ZM186 227V228H185ZM112 228H114V229H112ZM196 228H197V230H196ZM102 230V232L101 231H99V230ZM170 229H172V230H170ZM95 230H97V232H95L96 233V235H95V233H94V231ZM103 230H104V232H103ZM110 230V231H109ZM114 230V231H113ZM209 230V231H208ZM112 231V232H111ZM117 232V233H116ZM171 232V233H170ZM177 232V233H176ZM179 232V233H178ZM218 232H221V233H218ZM116 235H115V234ZM167 233H169V234H167ZM177 234V235H175V234ZM185 233V234H184ZM172 234V235H171ZM179 234V235H178ZM180 236L179 238H181V239H179L178 237L176 238V237H174V236ZM191 235V236H190ZM117 236V237H116ZM153 236V237H152ZM163 238H161V237ZM189 237H191V238H189ZM218 237V238H217ZM159 238H160V240L161 241H159ZM178 239L179 240H181V242L183 243V244H181L180 245V242H179V244H178ZM192 239V240H191ZM206 239V240H205ZM74 240H75V237H74ZM97 240V241H96ZM183 240V241H182ZM211 240V241H210ZM190 241V242H189ZM220 241V242H219ZM148 243L147 244V247H149V245H150V249L149 248H147L146 247V243ZM150 242V243H149ZM162 242V243H161ZM188 242V243H187ZM137 243V244H136ZM143 243V245L144 246H141V244ZM160 243V244H159ZM173 243V244H172ZM191 243V244H190ZM219 243H221V244H219ZM46 244V245H45ZM44 245V248H45V250H48L49 249V247H48V245H47V243H45ZM77 244V245H76ZM138 244H140V245H138ZM176 244H178L179 245V247H177V246H175ZM188 244V245H187ZM79 245H81V247L79 246ZM137 245H138V247H137ZM157 245H158V247H157ZM187 245V246H186ZM189 245H190V247H189ZM191 245H192V247H191ZM201 245V246H200ZM213 245V246H212ZM79 246V247H78ZM155 246V247H154ZM182 246V247H181ZM218 246H220V248H221V246H222V248H224V251L222 250V252H219V253H221V255L219 256H217V254H216V250H215V248H217ZM77 248V250H75L74 248ZM136 247V248H135ZM146 247V248H145ZM174 247V248H173ZM183 247H184V249H185V251H184V249H183ZM202 247V248H201ZM206 247V248H205ZM79 248V249H78ZM119 248V249H118ZM138 248H139V250H138ZM142 248V249H141ZM169 249V251L168 250H165V249ZM175 248H177V250L175 249ZM182 250H181V249ZM148 249V250H147ZM171 249V250H170ZM191 249V250H190ZM207 249V250H206ZM66 250H67V252H66ZM72 250V251H71ZM82 250L84 251V253L82 252ZM119 253H116V251ZM132 250V251H131ZM136 250H137V253H136ZM149 250H152V251H149ZM180 250L183 252H181L180 253ZM79 251H81V253L79 252ZM115 251V252H114ZM135 253H134V252ZM146 251V252H145ZM148 251V252H147ZM179 251V252H178ZM212 251H214L213 253H212ZM73 252H75V253H73ZM78 252V253H77ZM142 252V253H141ZM155 252V254L157 253V256L155 255V254H153ZM172 252V253H171ZM176 252H178V253H176ZM224 252V253H223ZM67 253H69V254H67ZM144 253H147V254H144ZM148 253H151V254H153V258L152 257H149L148 258V256L147 255H149ZM165 255H164V254ZM46 254V255H45ZM66 254V255H65ZM72 254H74L73 256H72ZM82 254H84V255H82ZM132 254L134 255V257H135V260H133L134 259V257L132 256ZM139 254H143L142 256H140ZM150 254V255H151ZM171 254V255H170ZM64 255V256H63ZM69 255V257H67ZM75 255L78 257V258H82L81 260L79 259V261H81L80 263H79V261L77 260L78 258L77 257H75ZM81 255V256H80ZM130 255V256H129ZM136 255H138V256H136ZM149 255V256H150ZM155 255V256H154ZM163 255V256H162ZM223 255H225V256H223ZM84 256H86V257H84ZM119 256V257H118ZM131 256H132V259H131ZM144 256V257H143ZM152 256V255H151ZM138 257V259H140V260H138L137 262H136V258ZM219 257V258H218ZM222 257V258H221ZM49 258V259H48ZM53 258H55L54 260H52ZM63 258V259H62ZM72 258H74V259H72ZM76 258V259H75ZM144 258V259H143ZM186 258H187V260H186ZM218 260H217V259ZM58 259V260H57ZM60 259V260H59ZM118 259V260H117ZM47 260V261H46ZM48 260H51L50 262L48 261ZM66 260H68L67 262H66ZM130 260V261H129ZM216 260H217V262H216ZM45 261H46V263H45ZM55 261V262H54ZM58 261V262H57ZM63 261V262H62ZM112 261V262H111ZM149 261H150V263H149ZM207 261V262H206ZM214 261V263H212ZM49 262V263H48ZM59 262H62V263H59ZM78 262V263H77ZM152 262V263H151ZM205 262V263H204ZM211 262V263H210ZM219 262V263H218ZM70 263V264H71ZM114 263V262H113ZM114 263V264H115Z\"/></svg>",
    "mask_w": 264,
    "mask_h": 264
},
{
    "label": "crops",
    "instance_id": "0c3cea01",
    "mask_svg": "<svg viewBox=\"0 0 264 264\" xmlns=\"http://www.w3.org/2000/svg\"><path fill=\"white\" fill-rule=\"evenodd\" d=\"M259 94L264 99V67ZM203 175L227 190L219 219L226 242L237 249L228 247L231 264H264V133L220 138L207 152Z\"/></svg>",
    "mask_w": 264,
    "mask_h": 264
},
{
    "label": "built area",
    "instance_id": "2783aa9c",
    "mask_svg": "<svg viewBox=\"0 0 264 264\" xmlns=\"http://www.w3.org/2000/svg\"><path fill=\"white\" fill-rule=\"evenodd\" d=\"M258 79L259 76L255 78V81H257ZM249 103L251 104V107L250 112L248 114H243L241 106H239L238 108H234L235 110H233L232 114L234 115L235 120L237 121L238 119H240V117L245 118L248 121L245 126L251 125L253 129L259 130L260 133H264V102L255 104L253 102Z\"/></svg>",
    "mask_w": 264,
    "mask_h": 264
}]
</instances>
